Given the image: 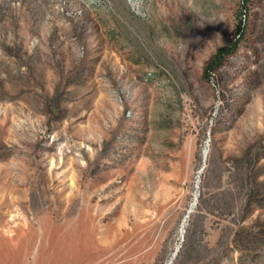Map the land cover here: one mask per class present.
Segmentation results:
<instances>
[{
  "label": "rangeland",
  "instance_id": "1",
  "mask_svg": "<svg viewBox=\"0 0 264 264\" xmlns=\"http://www.w3.org/2000/svg\"><path fill=\"white\" fill-rule=\"evenodd\" d=\"M0 0V264H264V0Z\"/></svg>",
  "mask_w": 264,
  "mask_h": 264
},
{
  "label": "trees",
  "instance_id": "2",
  "mask_svg": "<svg viewBox=\"0 0 264 264\" xmlns=\"http://www.w3.org/2000/svg\"><path fill=\"white\" fill-rule=\"evenodd\" d=\"M250 0H239L240 5V14L237 22V26L235 29V35L234 39L227 43L226 45L220 46L216 49L215 53L211 57V59L208 61V63L205 66V74L209 72L211 68L214 66H219L226 55L232 54L235 52L238 46V42L240 38L243 36L245 29H246V20L248 17V3Z\"/></svg>",
  "mask_w": 264,
  "mask_h": 264
}]
</instances>
